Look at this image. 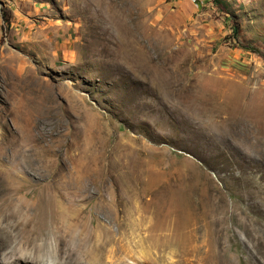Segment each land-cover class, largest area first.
I'll return each instance as SVG.
<instances>
[{
  "label": "rangeland",
  "instance_id": "1",
  "mask_svg": "<svg viewBox=\"0 0 264 264\" xmlns=\"http://www.w3.org/2000/svg\"><path fill=\"white\" fill-rule=\"evenodd\" d=\"M176 2H7L0 206L39 234L84 209L94 264H264V0ZM87 168L103 201L44 190Z\"/></svg>",
  "mask_w": 264,
  "mask_h": 264
},
{
  "label": "bare ground",
  "instance_id": "2",
  "mask_svg": "<svg viewBox=\"0 0 264 264\" xmlns=\"http://www.w3.org/2000/svg\"><path fill=\"white\" fill-rule=\"evenodd\" d=\"M191 3L198 5L199 0H189ZM9 0H0V15L3 14L4 7L7 6ZM132 29V27H130ZM133 30V29H132ZM65 141V140H64ZM62 147V146H61ZM59 150V149H58ZM60 152V151H59ZM61 153V152H60ZM59 157V156H58ZM64 163H77V154H68L65 156ZM50 163V162H49ZM81 164V165H82ZM65 166V165H64ZM71 167V166H70ZM69 167V168H70ZM48 168V167H47ZM54 168H56L54 166ZM90 169V171H89ZM55 170V169H54ZM92 172L97 174L91 168H87L84 176L71 175L65 178L64 187L59 186V181L53 177L46 181L45 191L51 196L52 194L64 198L65 195L74 194L77 192L91 191L96 187L95 191L99 194L102 201L104 200V193L101 187L108 185L109 179L100 172L99 175H92ZM9 185L8 179L0 176V192L5 194ZM113 185H115L113 183ZM71 200H68L70 203ZM118 203L115 198H111L109 205L112 206L115 212V206ZM61 205V206H60ZM58 205L59 214L58 219L54 221V228L50 233H43L37 229H29L30 221L25 224L21 223V219L29 216L27 207L21 208L18 206H11V203L6 206H0V264H94L97 261V247L87 248L85 237L86 231H80L81 215L84 209L78 213L66 210L62 204ZM116 220V216H115ZM23 224V227H21ZM98 227V226H97ZM96 228V227H95ZM53 235V236H52ZM52 236V238H51ZM97 237L99 242L102 240L101 233L90 235L89 239ZM53 239V240H52ZM40 240L42 242H40ZM115 237L112 235L110 241H114ZM102 251V245L100 247ZM7 251V253H5ZM104 251V250H103ZM116 249L111 250V264L116 262ZM216 264H224L220 258H217Z\"/></svg>",
  "mask_w": 264,
  "mask_h": 264
},
{
  "label": "crops",
  "instance_id": "3",
  "mask_svg": "<svg viewBox=\"0 0 264 264\" xmlns=\"http://www.w3.org/2000/svg\"><path fill=\"white\" fill-rule=\"evenodd\" d=\"M188 1L187 0H177L175 4H177L179 7H182V6L188 5L189 4Z\"/></svg>",
  "mask_w": 264,
  "mask_h": 264
},
{
  "label": "built area",
  "instance_id": "4",
  "mask_svg": "<svg viewBox=\"0 0 264 264\" xmlns=\"http://www.w3.org/2000/svg\"><path fill=\"white\" fill-rule=\"evenodd\" d=\"M9 2H10V0H9Z\"/></svg>",
  "mask_w": 264,
  "mask_h": 264
}]
</instances>
